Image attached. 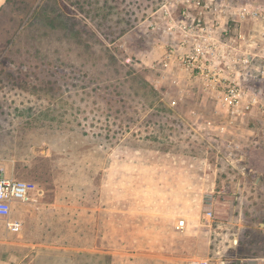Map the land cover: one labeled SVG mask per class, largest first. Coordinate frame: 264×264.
I'll return each instance as SVG.
<instances>
[{
  "label": "rangeland",
  "instance_id": "374dc122",
  "mask_svg": "<svg viewBox=\"0 0 264 264\" xmlns=\"http://www.w3.org/2000/svg\"><path fill=\"white\" fill-rule=\"evenodd\" d=\"M199 1L208 8L188 33L186 0H8L0 10V165L37 199L13 212L19 232L0 220V244H30L0 246V264L264 257V20L240 12L264 0ZM197 44L203 70L190 73L176 57ZM233 85L243 106L232 118L221 96Z\"/></svg>",
  "mask_w": 264,
  "mask_h": 264
},
{
  "label": "built area",
  "instance_id": "2783aa9c",
  "mask_svg": "<svg viewBox=\"0 0 264 264\" xmlns=\"http://www.w3.org/2000/svg\"><path fill=\"white\" fill-rule=\"evenodd\" d=\"M191 9L197 10V13L190 12ZM208 8V4L201 5L199 0H186V4L183 7V10L181 12V19L179 21L180 26L179 29L183 33H188V27L190 25L193 26L196 24V26H201L202 19L201 17L205 13V9ZM241 16L245 18L246 16H249L253 19H262L264 20V8L263 7H252L251 5H246L240 10ZM204 24V23H203ZM191 32V31H190ZM203 46L197 44L195 48L194 54H187V55H178L177 62L179 66H183L185 70L193 72L197 71L199 73L202 72V66L201 65H195L196 62L203 61V54L200 53ZM201 55V56H200ZM175 56V50H170L168 57ZM170 62L165 61L164 67H167ZM202 64V63H201ZM182 69V68H181ZM175 82V81H174ZM226 91L221 96V102L224 106H226L229 109V113L231 117L237 116L240 112V106H243V100L241 99V93L239 92V88L236 85L226 87ZM250 101H247L245 103V109H249L251 106ZM211 125L210 122H206L204 129L209 127ZM225 151L228 152V156L232 157L234 154L237 155L238 161H243L246 156V152L239 146V144H235L233 142H228L225 145ZM29 202L36 203L37 199L32 198L29 195V186L26 182L14 179L10 176H8L5 172V169L0 165V220H7V228L11 232H19L20 230V224L18 222H12L9 221V217L17 205L27 204ZM212 217V212L208 209L206 210L205 218L210 219ZM186 220L180 219L175 224V229L180 230L186 227ZM190 264H207V261H200V260H191ZM258 264H264V258L263 260H260Z\"/></svg>",
  "mask_w": 264,
  "mask_h": 264
},
{
  "label": "crops",
  "instance_id": "0c3cea01",
  "mask_svg": "<svg viewBox=\"0 0 264 264\" xmlns=\"http://www.w3.org/2000/svg\"><path fill=\"white\" fill-rule=\"evenodd\" d=\"M8 2V0H0V10L4 8V6L6 5V3ZM26 207V204H22V205H17L14 207L10 217H11V220H16V222L18 221V223L20 224L22 221H23V218L22 216H18V214H14L13 212L15 210H17L18 208H20L21 210H23L24 208ZM21 213V212H20ZM9 217V218H10ZM14 222V221H12ZM21 228V226H20ZM20 231V230H19ZM11 233H14V232H11L8 228H7V232L6 234L8 236H10ZM29 243L28 244H24V243H16V242H4L3 244H0V246L2 247H8V248H12V249H16V248H19V249H23L24 247H28L29 248ZM264 257H252L250 259H244L243 261H247V262H250V264H258L260 262V260H263ZM7 261L4 262V264H6ZM32 261H28L26 260V258H22L18 261H16L15 264H31ZM8 264H12V261H10Z\"/></svg>",
  "mask_w": 264,
  "mask_h": 264
},
{
  "label": "water",
  "instance_id": "95a60500",
  "mask_svg": "<svg viewBox=\"0 0 264 264\" xmlns=\"http://www.w3.org/2000/svg\"><path fill=\"white\" fill-rule=\"evenodd\" d=\"M261 226H264V224H261Z\"/></svg>",
  "mask_w": 264,
  "mask_h": 264
}]
</instances>
